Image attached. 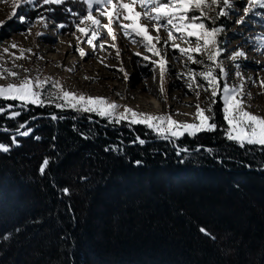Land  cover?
Here are the masks:
<instances>
[{
    "label": "trees",
    "instance_id": "trees-1",
    "mask_svg": "<svg viewBox=\"0 0 264 264\" xmlns=\"http://www.w3.org/2000/svg\"><path fill=\"white\" fill-rule=\"evenodd\" d=\"M29 108L0 113V264H264L263 147Z\"/></svg>",
    "mask_w": 264,
    "mask_h": 264
},
{
    "label": "rangeland",
    "instance_id": "rangeland-1",
    "mask_svg": "<svg viewBox=\"0 0 264 264\" xmlns=\"http://www.w3.org/2000/svg\"><path fill=\"white\" fill-rule=\"evenodd\" d=\"M125 2L128 3L130 0H125ZM246 2L247 0H233V6L229 10V14L217 21L218 24L224 26V32L220 39L222 42H226V52L220 60L228 73L227 83L229 85H239L242 82L241 77H243V90L246 94H251L245 95V101L247 105H250L248 110L254 114L264 116V87L260 85V81L264 80V45H261L257 40V37L264 36V10L257 9L256 12L259 15L250 14L243 24L238 25L235 21L244 15L242 5H246ZM57 6H59L58 11L55 9ZM13 7L14 0H0V21H5L4 24L0 25V65L9 68L14 63L22 65V68L15 69L20 72L21 76L25 75L23 68H27L29 69L27 75L33 77L39 75L41 79L52 77L54 81H59L65 90L78 94L82 93L86 97H106L108 101H114L119 105L115 110L116 113H123L126 105L137 113L171 114L172 118L179 122L198 123L196 105L199 103L202 107L207 108L211 103L210 92H206L201 88L198 99L195 88L189 91L186 87V77H178V74L186 73L188 68H192L196 72L204 71V65L191 63L186 65V58L181 56L178 51L173 52L170 46L165 48L163 45H157L161 51H166L165 58L168 62L163 85H161L158 63L161 57L146 50L142 37L133 34L132 39L127 38L119 23L111 25L116 37L115 40L107 34L106 29H101L99 30L100 38L95 42V50L89 44L83 42L84 37L76 27L80 23V15L87 13V6L83 3V0H64L63 4H44L43 0H33V2H26L17 8V15L15 16L12 15ZM96 7V5H93L92 15L100 19L101 24H108L107 17L99 16V13L95 11ZM143 11L144 9L139 6H135L134 11L129 10V14L133 16L134 27L143 32L145 29L141 26L147 25V35L151 37L159 35L163 40H167V30L161 29L157 33L152 30V23L135 17V12ZM73 13L77 15H73ZM210 15H215V12L211 11ZM20 16H24L25 19L21 21ZM40 17L44 19H40ZM121 22L129 23V21H124L122 18ZM61 24L64 27H57ZM86 26H89V24H80V27ZM37 33H42V35L38 36ZM78 37L80 42L77 40ZM173 42L180 44L182 47L190 46L179 39ZM12 44L19 47L11 48L10 45ZM101 44L105 45L104 49L100 48ZM113 44H115V47H111ZM191 46H195L194 39ZM76 47L83 48L89 55L81 58L75 50ZM6 48L8 52L4 51ZM237 48L245 51L248 61L245 58H238L235 62L229 59L232 52ZM22 49H31V52L24 53L25 59L14 60L12 53L18 56ZM117 49L120 52L119 57L117 56ZM135 53L141 55L137 56ZM143 57H149V60H145ZM198 59L206 60L204 56H199ZM255 62L262 65L260 64V67L255 68L252 66ZM237 63L240 65L239 68L236 67ZM121 68L124 71H121ZM67 69H71V71ZM237 72L241 73V77H237ZM125 74H127V79ZM103 75L109 77L103 78ZM85 77H89V79H85ZM9 82H13L11 78L0 79V85H6ZM15 82L18 83V81ZM199 82L204 83L202 80ZM135 83L140 85L143 83L142 89H134L133 85L130 86ZM161 86H163V92L160 90ZM53 91L54 89L48 86L43 106L30 103L22 105L19 101H15V104H7L4 107L7 112L6 117L9 118L8 113L11 111L24 114L30 110L29 106L45 108L49 111L84 112L71 107L56 108L55 103L48 102V94ZM9 105H12V107L9 108ZM222 107L223 105L219 100L213 105L215 123L218 126L214 131L226 137L227 124L223 119ZM85 113L96 115L98 118L105 119L108 123L120 124L113 122L112 118L100 116L96 112ZM206 114L212 115L213 113ZM39 116L34 117L36 119ZM128 116L130 117L131 114L129 113ZM30 121L25 122L24 125L29 124ZM121 122L141 126L140 131L144 135L154 137L153 140L172 141L173 147L177 146L174 142L185 136L195 137L202 134L201 132H213L200 131L195 135H189L185 132L179 137L169 135L165 138L144 124H131L130 119ZM28 129V127H23L20 131H27ZM235 142L239 144L237 141ZM260 147L264 148V146ZM94 221L96 224L98 223L97 218Z\"/></svg>",
    "mask_w": 264,
    "mask_h": 264
},
{
    "label": "snow or ice",
    "instance_id": "snow-or-ice-1",
    "mask_svg": "<svg viewBox=\"0 0 264 264\" xmlns=\"http://www.w3.org/2000/svg\"><path fill=\"white\" fill-rule=\"evenodd\" d=\"M26 2H33V0H14V7L12 15H17L16 9ZM44 4H63L64 0H43ZM87 6V13L80 15V23L76 25L78 32L84 37L83 42L89 44L93 50L96 48V41L100 38L101 29H106L107 34L115 40V34L111 25L119 23L124 35L132 39L133 34L140 36L143 39L144 47L153 55L161 57L158 61L161 74V85H163L164 74L167 70L168 62L166 60V51H161L157 45H163L165 48L171 47L173 52L178 51L181 56L185 57L186 65L188 63L204 65L205 70L196 72L192 68H188L186 73L178 74L179 78L187 80L186 87L189 91L195 88L197 98L200 96V89L210 92L211 103L207 108L202 107L199 103L196 105V118L198 123L179 122L172 118L171 114L152 115L146 113H137L131 108L124 106L123 113H116L115 110L119 107L114 101L110 102L106 97H91L85 96L82 93H74L70 90H65L59 81H54L52 77L40 78L39 75L33 77L27 75L29 69L23 68L24 76L16 71L17 68H22V65L13 64L12 67H4L0 65V79L11 78L13 82L6 85H0V98L6 100L19 101L22 105L33 104L43 106L45 104V92L48 86L54 89L49 93V103H55L56 108L71 107L76 110L84 112H96L100 116L112 118L113 122L120 123L122 120H129L131 124H144L148 128L154 130L158 135H163L167 138L179 137L185 132L189 135H195L200 131H214L218 126L215 123L213 105L219 100L222 103L223 119L227 124L225 135L229 140L237 141L241 146L245 143L264 146V116L254 114L249 111L250 105L245 101V95H251L244 92L243 77L241 73L237 72V77H241L242 82L239 85H229L227 83L228 73L224 68L220 58L226 52L225 44L220 37L224 32V26L218 24L217 21L221 17L229 14L232 9L233 0H130L126 3L125 0H83ZM93 5H96L95 11L99 16L107 17L109 23L101 24L100 19L92 15ZM110 6V10H109ZM135 6L144 9L143 12H135V17L140 20H147L152 23V30L159 33L161 29L167 30L168 39L163 40L159 35L151 37L147 35V25H142L145 31L141 32L134 27L133 16L129 14V10L134 11ZM243 6L244 15L236 20L235 23L241 25L245 22L250 14L259 15L257 9L264 10V0H247L246 5ZM214 11L215 15H210ZM73 15H77L73 13ZM11 18V17H9ZM21 21L25 19L24 16L19 17ZM121 18L129 23H122ZM40 19H44L40 17ZM5 21H0V25ZM88 23L89 26L80 27V24ZM57 27H64L58 25ZM42 35V33H37ZM179 39L184 43L189 44V47H182L180 44L173 41ZM193 39L195 46L192 47ZM80 42V38H77ZM261 45H264V36L257 37ZM71 46V45H70ZM11 48H18L16 44L10 45ZM115 47V44L111 45ZM101 49L105 45H100ZM75 50L79 53L81 58L87 57V53L83 48L76 47ZM8 52V49H4ZM25 52H31V49H22L17 56L12 53L14 60L25 59ZM120 52L117 49V56ZM140 56V53H135ZM199 56H204L206 60L198 59ZM238 58H246V53L243 49L237 48L229 57L232 61H237ZM149 60V57H143ZM103 62V61H101ZM151 62V61H150ZM236 67L240 65L237 63ZM71 71V69H67ZM124 71L123 68L120 69ZM127 79V74H125ZM89 79V77H85ZM204 83L201 84L199 81ZM15 81H18L15 82ZM261 87H264V80L260 81ZM161 92L164 91L161 86ZM9 108L12 105L8 106ZM6 109L0 107V113H5ZM131 114L129 117L128 114ZM206 113H213L207 115ZM179 114V113H178ZM9 118H15L20 115L17 111L8 113ZM53 119H57L54 115ZM24 125H20L23 128ZM31 129L27 131H20L17 129L19 135L27 136ZM37 139H39L37 137ZM139 140V138H137ZM13 143L17 141L13 137ZM145 141L139 140L143 144ZM8 146L0 143V151L7 152ZM139 163V162H137ZM48 161L45 159L41 164L40 171L44 172ZM67 193L68 189H64ZM200 231L205 235H210L208 230L204 227Z\"/></svg>",
    "mask_w": 264,
    "mask_h": 264
},
{
    "label": "bare ground",
    "instance_id": "bare-ground-1",
    "mask_svg": "<svg viewBox=\"0 0 264 264\" xmlns=\"http://www.w3.org/2000/svg\"><path fill=\"white\" fill-rule=\"evenodd\" d=\"M247 53H248V52H247ZM247 58H248V57H247ZM247 58H245V59L248 61ZM255 61H256V60H255ZM249 63H250V62H249ZM250 64H251V63H250ZM260 64H261V63L255 62L254 65H252V66H254V67L256 68V67H260V66L262 65V64H261V65H260ZM102 77H103V78H107V77H109V76H108V75H103ZM132 85H133L134 89H140V90H141V89H142V86H143V83H142L141 85L135 83V84H131L130 86H132ZM129 89H130V88H129ZM248 90H249V89H248ZM246 91H247V90H246ZM128 92H129V90H128ZM148 92H149V91H148ZM249 108H250V107H249Z\"/></svg>",
    "mask_w": 264,
    "mask_h": 264
}]
</instances>
